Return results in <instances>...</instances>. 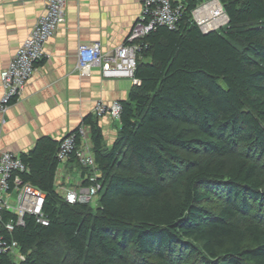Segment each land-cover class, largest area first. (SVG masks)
Returning a JSON list of instances; mask_svg holds the SVG:
<instances>
[{"label":"trees","instance_id":"16d2710c","mask_svg":"<svg viewBox=\"0 0 264 264\" xmlns=\"http://www.w3.org/2000/svg\"><path fill=\"white\" fill-rule=\"evenodd\" d=\"M203 1L182 0L175 28L139 41L112 146L95 115L84 119L96 210L56 189L61 139L21 154L50 223L26 216L11 235L26 259L0 264H264V0H219L228 22L208 33L192 13Z\"/></svg>","mask_w":264,"mask_h":264},{"label":"crops","instance_id":"0c3cea01","mask_svg":"<svg viewBox=\"0 0 264 264\" xmlns=\"http://www.w3.org/2000/svg\"><path fill=\"white\" fill-rule=\"evenodd\" d=\"M178 1L182 0H173L182 3ZM45 8L46 0H0V98L1 73ZM66 11V22L46 43L48 57L37 64L24 90L0 114V152L21 156L43 136L59 140L82 126L88 134L82 144L92 149L91 127L83 123L84 119L95 115L97 102L121 103L129 96L134 85L131 79L104 78L99 67L90 75H82L77 70V54L82 43L100 41L103 50L125 43L142 16L141 0H67ZM96 117L106 145L112 146L121 129L120 120L109 115ZM84 178L80 166L65 161L56 172V189L62 195L66 188H86Z\"/></svg>","mask_w":264,"mask_h":264},{"label":"built area","instance_id":"2783aa9c","mask_svg":"<svg viewBox=\"0 0 264 264\" xmlns=\"http://www.w3.org/2000/svg\"><path fill=\"white\" fill-rule=\"evenodd\" d=\"M141 2L142 16L134 23L125 43L111 50H103L100 41L80 44L77 54V70L80 74L90 75L94 68L99 67L104 78H129L134 84L139 83L135 77L137 56L141 50L139 41L157 25L175 28L182 10V4L174 6L172 0H141ZM205 6L193 11V19L204 31L209 30L206 25L211 19L201 16ZM66 7L67 0H46L45 12L18 48L10 64L2 71L3 93L0 98V114L5 113L24 90L27 82L34 75L37 64L48 57L46 43L66 22ZM222 11L220 10V13ZM220 16L227 17L225 12ZM121 110L120 102L106 104L99 101L95 105L94 114L98 117L109 115L120 119ZM79 134L81 140L88 135L85 126L79 128ZM71 156H75V160L82 168L93 170L90 174L86 173L85 178L92 183L80 190L66 188L62 196L69 203H91L96 196H99L102 183L94 171L96 161L92 149L89 144L78 145L75 133L61 139L58 151L61 167L62 163L68 161ZM27 169L19 155L0 152V255L10 256L15 262L25 260L26 256L19 242L11 235L17 227L25 225L26 216H34L36 222L42 225L50 223L44 210L46 195L42 190L25 182L21 175Z\"/></svg>","mask_w":264,"mask_h":264},{"label":"rangeland","instance_id":"374dc122","mask_svg":"<svg viewBox=\"0 0 264 264\" xmlns=\"http://www.w3.org/2000/svg\"><path fill=\"white\" fill-rule=\"evenodd\" d=\"M178 2H181V1H178ZM215 2L220 4V5L218 4V10H217V11L215 12V14H213L211 17H208V18H207L208 13H209V12H212V9H213V7H214ZM180 4H181V3H180ZM205 5H207V6H205ZM203 6H205V9H203V10L201 11V16H202V18H207V19L211 18V19L208 21V23H207L206 26L211 27V26H210V23H213V22H215V21H218L219 24H218L217 26H214V27H211V28L221 29V28H223V27L227 24V22H228V21H227V17H226V20H225V18H224L223 16H220L221 13H224V11H222V12L220 13V10H223V7H222V4L220 3L219 0H205V1H203L202 3H200V4L197 6V8H199V7L202 8ZM220 6H221V9H220ZM195 9H196V8H195ZM195 9H194V10H195ZM194 10H193V11H194ZM204 10H205V11H204ZM192 13H193V12H192ZM98 199H99V196H96V197L94 198V201H92V202L90 203L94 209H96V207H97Z\"/></svg>","mask_w":264,"mask_h":264},{"label":"bare ground","instance_id":"6f19581e","mask_svg":"<svg viewBox=\"0 0 264 264\" xmlns=\"http://www.w3.org/2000/svg\"><path fill=\"white\" fill-rule=\"evenodd\" d=\"M184 2V1H183ZM218 10V3H216L215 2V4H214V7H213V9H212V12H209L208 13V15H207V18L208 17H211L213 14H215V12ZM187 14V13H186ZM225 19H226V16H223ZM219 24V22L218 21H215V22H213V23H210V26L211 27H214V26H217ZM211 27H208V26H206V28H211ZM223 28H225V27H223ZM218 30V29H217ZM1 70V69H0ZM220 78V77H219ZM200 135V134H199ZM59 166V165H58ZM99 167V166H98ZM227 180V179H226ZM103 182V181H102ZM68 184V183H67ZM105 189V188H104ZM197 189V188H196ZM209 195V194H208ZM99 205V204H98ZM96 210V209H95ZM222 210V209H221ZM183 214V213H182ZM243 235V234H242ZM228 239V238H227ZM191 241V240H190ZM195 245V244H194ZM223 253V252H222Z\"/></svg>","mask_w":264,"mask_h":264},{"label":"water","instance_id":"95a60500","mask_svg":"<svg viewBox=\"0 0 264 264\" xmlns=\"http://www.w3.org/2000/svg\"><path fill=\"white\" fill-rule=\"evenodd\" d=\"M227 18H228V17H227ZM214 29H215V28H212V29L209 28V30H205V31L203 30V31H204L205 33H208V32H210V31H212V30H214Z\"/></svg>","mask_w":264,"mask_h":264},{"label":"clouds","instance_id":"9594fccd","mask_svg":"<svg viewBox=\"0 0 264 264\" xmlns=\"http://www.w3.org/2000/svg\"><path fill=\"white\" fill-rule=\"evenodd\" d=\"M215 30V29H214Z\"/></svg>","mask_w":264,"mask_h":264}]
</instances>
